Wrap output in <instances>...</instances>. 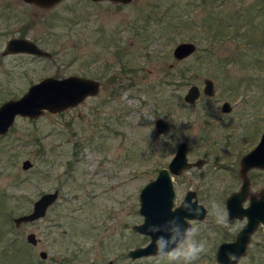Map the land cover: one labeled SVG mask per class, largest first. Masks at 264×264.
<instances>
[{
  "label": "rangeland",
  "instance_id": "1",
  "mask_svg": "<svg viewBox=\"0 0 264 264\" xmlns=\"http://www.w3.org/2000/svg\"><path fill=\"white\" fill-rule=\"evenodd\" d=\"M11 36L33 39L51 56L0 55V103L48 75L76 73L101 88L62 111L18 115L0 134V264H183L127 254L149 240L133 228L143 220L140 188L181 140L189 160L206 161L174 175V204L196 190L207 213L190 221L206 251L192 264H217V244L246 220L225 226V197L239 188V158L264 128V0H61L50 7L0 0V51ZM180 41L196 47L177 59ZM204 77L214 93L185 101ZM225 100L230 111L221 110ZM157 116L169 123L164 132L154 127ZM249 176L250 190L264 187V168ZM56 188L43 216L13 221ZM236 264H264V223Z\"/></svg>",
  "mask_w": 264,
  "mask_h": 264
},
{
  "label": "water",
  "instance_id": "2",
  "mask_svg": "<svg viewBox=\"0 0 264 264\" xmlns=\"http://www.w3.org/2000/svg\"><path fill=\"white\" fill-rule=\"evenodd\" d=\"M40 7H50L61 0H24ZM122 3L132 0H112ZM196 44L193 41H180L173 48V56L180 59L192 51ZM27 52L35 55L51 56V52L40 46L35 40L26 36H11L5 42V47L0 55ZM202 89L197 84H191L183 95L185 101L192 103L200 95L201 90L206 94L214 93V82L210 77H204ZM101 88V83L92 78L80 74H69L62 77L48 75L31 83L18 97L8 98L0 103V134L5 133L15 121L16 116L38 117L45 110L50 112L62 111L77 105L89 95L96 94ZM224 110L230 109V102L225 100L222 104ZM157 132L168 129L169 123L162 116L154 120ZM187 143L185 140L178 142L175 152L165 166H161L154 178L146 181L139 191V211L143 220L133 224V228L141 233L148 234L149 240L144 245L132 247L127 254L131 258L143 255L156 254V237L167 236L166 231L153 233L149 231L151 225L164 226L168 221L176 218L183 227L191 226L190 219L203 218L206 215V207L195 196L193 189H189L181 201L174 205L175 188L174 175H178L184 169L192 166H201L205 159L197 157L189 160L187 155ZM32 164L29 158L22 161L23 167ZM250 167L264 168V128L258 142L240 159L238 174L242 179L238 190L231 192L225 200L228 218H243L246 222L241 226L233 240L222 241L216 249L217 264H236L238 257L245 253L251 233L259 223H264V187L258 195L250 193L249 203L243 206L242 201L249 194L250 178L247 171ZM58 189L42 192L34 201L30 211L13 217V221L19 224L22 221H31L46 213L47 207L57 198ZM31 243H36L39 238L34 231L26 234ZM47 252L40 251L45 257ZM106 264H111L108 261Z\"/></svg>",
  "mask_w": 264,
  "mask_h": 264
},
{
  "label": "clouds",
  "instance_id": "3",
  "mask_svg": "<svg viewBox=\"0 0 264 264\" xmlns=\"http://www.w3.org/2000/svg\"><path fill=\"white\" fill-rule=\"evenodd\" d=\"M149 231L168 233L167 236H157L155 243L158 254L166 257L170 262L183 261V264H192L201 253L206 251L204 242H197L194 239L196 229L190 225L183 227L176 218L168 221L164 226L151 225Z\"/></svg>",
  "mask_w": 264,
  "mask_h": 264
},
{
  "label": "flooded vegetation",
  "instance_id": "4",
  "mask_svg": "<svg viewBox=\"0 0 264 264\" xmlns=\"http://www.w3.org/2000/svg\"><path fill=\"white\" fill-rule=\"evenodd\" d=\"M223 102H224V101H223ZM223 102L221 103V110H222V111H230L231 108H232L231 103H230V109H229V110H224V109L222 108V104H223ZM192 103H193V102H192ZM261 133H262V131L259 132V135H258L257 141H255V143L252 145V147L258 142V140H259V138H260V136H261ZM186 143H187V142H186ZM252 147L248 148L247 151H249ZM187 149H188V146H187ZM247 151H246V152H247ZM246 152H245V153H246ZM245 153H244V154H245ZM186 155H187V151H186ZM187 157H188V156H187ZM241 157H242V155H241L240 158H239V167H240V159H241ZM204 159H205V158H204ZM205 161H206V159H205ZM239 167H238V169H239ZM189 168H190V167H189ZM251 168H259V167H250V168L248 169V171H247L248 176H249V171H250ZM187 169H188V168H187ZM184 170H185V169H184ZM237 173H238V171H237ZM238 176H239V174H238ZM239 177H240V176H239ZM240 178H241V177H240ZM249 178H250V176H249ZM173 181H174V180H173ZM241 182H242V179H241ZM250 183H251V179H250ZM240 184H241V183H240ZM239 187H240V185H239ZM262 188H263V187H262ZM189 189H193L194 192H195V196L192 197V199L197 198V201H198L197 192H196V190H195L194 188H188V189L185 191V193H186ZM238 189H239V188H238ZM238 189H234V190H232L231 192H233V191H235V190H238ZM260 190H261V188H260L259 190H256V191L250 190V186H249V190H248L249 194L247 195V197H248V203H249V195H250V193H252V194H254V195H258V193H259ZM231 192H230V193H231ZM185 193L183 194L182 198L184 197ZM230 193H229V194H230ZM229 194H228V195H229ZM228 195H227V196H228ZM227 196H226V197H227ZM226 197H225V200H226ZM182 198H181V199H182ZM181 199H180V201H181ZM244 200H245V199H244ZM244 200L242 201V204H243ZM198 202H199V201H198ZM248 203H247L246 205L243 204V206H247ZM174 205H176V204H174ZM225 207H226V205H225ZM226 212H227V210H226ZM206 213H207V211H206ZM226 216H227V217H226V218H227V222H225V226L227 225V223H228L230 220L234 219V218L229 219V218H228V214H227ZM245 217H246V216H245ZM203 218H204V217H203ZM238 218H239V217H238ZM194 219H199V218H194ZM201 219H202V218H201ZM246 219H247V218H246ZM191 220H192V219H191ZM245 222H246V220H245ZM245 222H244V223H245ZM190 223H191V221H190ZM244 223H243V224H244ZM243 224H242V225H243ZM259 224H260V223H259ZM242 225H241V226H242ZM241 226H240V228H241ZM240 228H239V229H240ZM239 229L236 231V233L234 234L233 237H225V238H222V239L219 241V243L217 244V247H218V245L220 244V242H222V241L233 240V239L236 237V234H237V232L239 231ZM230 236H231V235H230ZM250 238H251V235H250ZM249 241H250V239H249ZM217 247H216V249H217ZM128 256H129V255H128ZM215 256H216V251H215ZM129 257H130V256H129ZM130 258H131V257H130ZM108 261H111V264H113V260H112V259H108L107 262H108ZM107 262H106V263H107ZM106 263H105V264H106Z\"/></svg>",
  "mask_w": 264,
  "mask_h": 264
}]
</instances>
